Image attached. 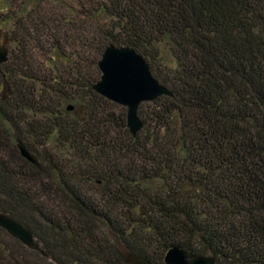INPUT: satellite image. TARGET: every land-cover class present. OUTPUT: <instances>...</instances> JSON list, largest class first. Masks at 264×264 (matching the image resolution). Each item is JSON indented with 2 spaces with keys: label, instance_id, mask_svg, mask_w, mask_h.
Wrapping results in <instances>:
<instances>
[{
  "label": "trees",
  "instance_id": "1",
  "mask_svg": "<svg viewBox=\"0 0 264 264\" xmlns=\"http://www.w3.org/2000/svg\"><path fill=\"white\" fill-rule=\"evenodd\" d=\"M4 39L0 212L48 259L0 229V264H264V0H0ZM109 45L171 93L135 137L91 89Z\"/></svg>",
  "mask_w": 264,
  "mask_h": 264
},
{
  "label": "water",
  "instance_id": "2",
  "mask_svg": "<svg viewBox=\"0 0 264 264\" xmlns=\"http://www.w3.org/2000/svg\"><path fill=\"white\" fill-rule=\"evenodd\" d=\"M7 39L0 44V66L7 60ZM99 80L92 86V91L103 99L126 110V128L131 137L142 129L143 123L137 115L143 103L153 102L161 96L171 97V93L160 85L151 75L148 64L142 56L128 47L107 46L97 64ZM9 93L5 81L2 83L1 97ZM68 111L72 107L67 108ZM20 156L37 169L36 159L21 147ZM0 229L25 249L48 259L47 254L36 242L31 231L18 223L11 215L0 212ZM127 264H150L144 257L135 256L124 246H118ZM164 264H214L213 257L198 256L179 248H170L163 257Z\"/></svg>",
  "mask_w": 264,
  "mask_h": 264
},
{
  "label": "rangeland",
  "instance_id": "3",
  "mask_svg": "<svg viewBox=\"0 0 264 264\" xmlns=\"http://www.w3.org/2000/svg\"><path fill=\"white\" fill-rule=\"evenodd\" d=\"M98 22L101 24V25H104V21H103V19L100 17V18H98ZM1 93H2V90L0 91V95H1ZM4 96H5V94H4Z\"/></svg>",
  "mask_w": 264,
  "mask_h": 264
}]
</instances>
